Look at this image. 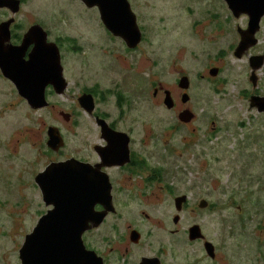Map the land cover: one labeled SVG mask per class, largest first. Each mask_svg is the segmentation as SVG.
Wrapping results in <instances>:
<instances>
[{"label":"rangeland","instance_id":"1","mask_svg":"<svg viewBox=\"0 0 264 264\" xmlns=\"http://www.w3.org/2000/svg\"><path fill=\"white\" fill-rule=\"evenodd\" d=\"M219 1L137 0L146 22L142 30L143 40L137 49L141 57L124 55L118 45L106 42L102 27L99 30L98 45L103 44L109 51L112 48L116 50V56L112 57L113 68L126 75L127 83L132 82L136 76L148 83L150 100L146 109L147 116L156 120V124L136 129L135 139L145 137L147 151L156 152V158H162L163 164L172 168L168 179L177 191L188 188L195 209V212L182 208L178 211L175 201L170 200L163 190H159L156 192V200H148L142 207L131 206L127 208L126 214L148 213L161 221L164 230L169 227L168 218L178 219L173 228V238L178 240L179 251L183 256L198 253V245L190 243L187 233L188 229L197 225L201 227L202 233L222 243V247L227 250L234 247L229 245L230 242H245L242 236L235 235H244L243 239L255 237L251 253L260 254L262 259L264 244L256 245V240L264 241V108L259 111L257 106L253 107L257 101L251 99L264 98V39L256 41L251 47L259 44L263 57H243L248 51L241 58L230 56V51L227 57H214L220 47L231 46L234 34L249 28V20L240 15L235 23L228 26L227 36L212 43V35L207 37V33L214 27V23L209 19L207 11L209 9L224 15L222 1L225 0ZM230 1L232 4L233 0ZM258 4H264V1H258ZM228 11L232 13L230 9ZM258 28L259 21L251 26L255 34ZM121 30L127 33L131 31L129 26ZM98 45L96 51L89 49L94 55L92 59H95L91 61L93 70L90 73L79 68L76 57L72 59L75 68L68 72L69 82L81 78H99L102 75L97 72V67L99 65L101 69L103 62L96 58L107 56L98 50ZM104 53L108 54L107 51ZM1 55L6 62H15L14 50L13 56ZM250 59L253 66L259 65V68L252 70ZM218 67L222 70L221 76L214 73ZM111 76L116 78V73ZM174 79L178 80L179 86L180 81L186 79L187 87L180 86L181 90H177ZM156 83L161 84V101L166 98L163 91L164 94L168 91L171 97L169 90L165 89H170L176 98L179 93L190 90L193 97L191 104L179 105L176 113L183 112L174 115L162 107L159 101L151 99V89ZM253 85L256 87L253 88ZM71 87L73 85L69 83ZM254 92L263 93V96H255ZM182 97L184 99V95ZM61 98L62 101L68 100L65 96ZM186 108H190L189 111ZM58 109L69 111L66 106ZM43 113H35L33 117L39 120ZM29 116V112L18 105L12 85H5L0 78V233L9 231L8 237L0 235V264H18V245L15 243L22 240L23 234L31 229L35 219H40L38 213L45 209L40 192L33 189L31 183L33 175L38 172L34 164L42 168L48 161L39 156L37 150L35 156L31 150L23 147L22 152L13 154L19 141L29 139L25 129L29 126ZM179 116L186 123L184 129L175 126ZM61 126L66 137L75 141L78 136L74 129H68L69 125L64 123ZM84 126L86 128L79 133V137L91 129L90 139L95 142L96 133L92 125L85 123ZM175 128L180 131H174ZM35 132L38 144L42 133L40 122L35 126ZM3 141H6L5 146ZM32 160L35 163L27 165V161ZM203 201L208 205L200 207ZM181 203L179 201V205ZM192 248H196V252ZM249 248L248 245L247 250Z\"/></svg>","mask_w":264,"mask_h":264},{"label":"flooded vegetation","instance_id":"2","mask_svg":"<svg viewBox=\"0 0 264 264\" xmlns=\"http://www.w3.org/2000/svg\"><path fill=\"white\" fill-rule=\"evenodd\" d=\"M10 1L9 7H0V27L9 22L7 28L9 41L5 45L11 46L12 49L20 48L24 37L31 31L29 38L31 41L28 46L22 50L16 49L14 51L16 52L15 63H19L17 66L18 74L34 81L33 87L22 79L16 78L17 83H15L4 77L0 70V78L4 84L12 85L18 105H21L30 114L29 126L25 128L29 139L19 141L17 150L14 153L11 151V153L19 154L23 147L31 150L36 156L37 150L38 155L44 157L48 163L46 162L41 168L32 160L27 161V165L32 166L35 163L34 166L37 167L38 172L41 169L45 170L50 164L77 161L81 166L78 167L79 172H77L81 181L92 186L98 184V188L94 187L93 191L95 192L91 194L95 199L100 197V191L105 192L106 178L110 184L112 211H109L110 213L98 226L89 224V228L82 235L84 251L93 252L98 259L93 258L88 264H181L180 261L182 264H264V254L260 259V254L253 255L251 253L253 252L252 245L255 237L243 239L244 235H235L237 237L242 236V240L245 242H230L229 245L234 247L227 250L222 247V243H217L211 240L205 232L202 233L200 227L203 238L190 241V243L198 245V253L192 256L186 254L183 256L179 251L178 240L173 238L175 235L173 228L178 219L168 218L169 227L164 230L161 228V221L148 213L144 212L141 215L126 214L127 208L131 206L142 207L147 204L148 200H156V192L159 190H163L168 198L175 203L176 200L182 201V210L195 212L191 203L192 194L188 188L177 191L176 186L168 179L172 168H167L163 164L162 158L158 160L156 152L149 153L147 151L148 146L145 137L135 139L136 129L139 130L141 126L156 124V120L147 116L146 109L150 100L147 80L136 76L132 82L127 83L126 75L113 68L112 57L116 56L114 54L116 50L112 48L109 51L103 44L98 45L100 42L99 30L102 27L107 43L118 45L119 51H123L124 55H140V50L137 51V49L142 43V30L146 22L138 8L137 0H118L120 5L113 6L115 10L110 16L117 27L127 28L129 26L131 28V17L126 7L128 6L126 4H129V9L134 14L137 27L142 35L141 42L135 48H130L122 37L109 31L102 22L99 7L96 5L88 6L84 0ZM15 2L18 5L14 12L13 9H16ZM222 4L224 15L209 9L207 11L209 19L214 23V27L207 33V37L212 35L210 39L212 43H217L220 39L225 38L228 26L237 20L233 12L228 11L227 2L222 1ZM242 17L248 19L246 15H242ZM202 22L200 21V23ZM258 29L256 34L254 33L255 37L250 36L249 28L241 29L240 33L233 35L231 46L228 48L226 46L220 47L214 53V57H227L228 51H230V56L233 55L234 57L235 49L243 33L248 32L244 37L251 38L254 44L256 41L264 39V16L259 19ZM97 45L98 50L107 56L96 58L103 62L101 69L99 65L97 67V72L102 75L99 78H81L75 82H69L68 72L75 68L72 60H75L74 57L77 58L79 68L83 72L90 73L93 70L91 61L95 59H92L94 55L89 49L96 51ZM259 48V44H257L249 49L243 57H263ZM104 51H107L108 54ZM20 53H23V57H19ZM32 53L42 57H30ZM257 53L258 55L254 56ZM0 58L4 59L5 57ZM214 71L216 75L221 76L222 70L219 67ZM114 73H116V78L111 76ZM202 77L203 75L200 76V78ZM41 82L43 83L41 84ZM69 83L73 87L69 88ZM39 84L41 86L35 92V87ZM160 86V83L154 84L151 89V99L159 101L162 107L174 115L183 112L182 110L176 113L179 105L191 104L193 97L190 90L179 93L176 98L170 89H165V91L169 90L172 100V107L167 108L164 99L161 101ZM174 87L181 90L177 79H174ZM254 87L256 85H253ZM41 91L44 95L43 103L45 102L41 108H36L35 104L32 105L21 96L22 93L35 92L38 94ZM164 93L163 91V95H165ZM254 94L255 96H263V93L254 92ZM62 96L67 97L68 100L62 101ZM63 106H66L69 111L58 109ZM189 109L186 108L187 111ZM39 112L44 113L37 120L33 114ZM189 114L191 113L189 112ZM39 122L42 133L40 134L41 142L37 144L35 126L39 125ZM62 123L69 125V127L67 126L68 129H74V133L78 136L75 141H70L66 137L62 130ZM85 123H90L94 128L95 142L90 139L92 136L91 129L83 133V137H79V133H82L86 128ZM176 123V127L183 129L186 124L179 118ZM49 127L55 130H52L55 132L54 142L49 138ZM174 131L179 132L180 129L175 128ZM5 144L6 141H3L4 146ZM18 156L20 158V155ZM37 173L32 177L31 186L41 195L35 179ZM54 179L59 180L60 178L54 177ZM83 189L82 186L81 190L83 191ZM180 191L183 192L180 194ZM47 193V200L50 204L46 206L43 202L45 209L38 213V217L53 209L52 203L55 195L49 187H47ZM205 203L208 205L206 201ZM103 210L104 208L100 204H96L94 207L95 212ZM38 221L39 219H35L31 229L23 234L22 240L15 243L18 245L16 251L18 264H22L19 251L23 246L25 237L34 230L33 228L36 227ZM187 233L189 236V229ZM0 235L8 237L9 231H2ZM256 243V245H263L264 241L257 239ZM207 244L210 247H207ZM247 244L250 246L248 250ZM196 248L191 250L196 252ZM244 257L246 259H243ZM79 260L81 261V259Z\"/></svg>","mask_w":264,"mask_h":264},{"label":"water","instance_id":"3","mask_svg":"<svg viewBox=\"0 0 264 264\" xmlns=\"http://www.w3.org/2000/svg\"><path fill=\"white\" fill-rule=\"evenodd\" d=\"M88 6H98L100 9L102 22L105 27L112 33L118 34L122 37L126 44L130 48H135L140 42V33L136 24L135 16L129 9V4L126 6L131 17V34L127 33L121 28L117 27L114 20L110 17L111 13L115 10L114 7L120 5L116 0H84ZM229 6V9L233 12L235 17L240 15H246L249 19V29L251 30L252 24L259 21L261 16L264 15V4H258V1L264 0H233L231 4L230 0H225ZM11 3L10 0H0V7L8 6ZM17 10L18 3L15 2ZM114 6V7H113ZM237 7L239 11L237 10ZM262 9V10H261ZM261 10V11H259ZM9 22L3 24L0 27V57L13 56V50H22L28 46L31 39V31L24 37L23 43L20 48H13L6 46L5 43L9 41L8 33ZM255 31L251 30L250 36L254 35ZM247 33H243L242 38L235 49L234 57L241 58L252 46L254 42L247 40L248 37H244ZM16 57V56H15ZM19 57H23V53H20ZM30 57H42L40 55L35 56L33 53ZM253 60V59H252ZM18 62L9 61L6 62L0 58V70L4 77L17 83L15 80L22 79L26 83L33 87L34 81L21 76L17 72ZM250 67L252 70L259 68L254 67L250 59ZM216 74V72L214 71ZM43 82H41L42 84ZM255 83V82H253ZM39 84L35 87L41 86ZM181 87H187L186 79L180 81ZM30 93L21 96L27 99L32 105H36V108L44 106V95L42 91L38 94ZM166 98L164 104L167 108L172 107V100L168 91L166 92ZM257 101L253 103V107H256L259 111H263L262 103L264 104V98L253 97L251 101ZM189 114V113H188ZM191 115V114H189ZM192 116V115H191ZM190 116V117H191ZM179 119L183 121L182 116ZM54 128H50L48 135L54 142L55 132H52ZM55 131V130H53ZM51 143H49L50 145ZM52 145V144H51ZM55 148V147H53ZM78 167H81L77 161H68L54 163L48 166L43 172H41L35 179L39 185L43 202L47 206L50 204L47 200V187L51 188L54 196L53 209L48 211L45 215L40 217L34 230L25 237L22 248L19 251L20 261L22 264H88L93 258L98 260L93 252L84 251L82 244V235L89 228V224L98 226L102 223L106 214L112 211L111 197H110V184L106 178L105 192L100 191V197L96 198L91 196L94 187L98 188L96 183L94 186L87 182H82L78 177ZM54 177L60 178L55 180ZM102 180L104 178H101ZM48 183V186H47ZM84 187L83 191L81 190ZM96 204L103 206L104 210L95 212L94 207ZM207 206L206 203L200 204V207ZM176 209L179 211L182 206L179 205V200L175 203ZM177 218V217H176ZM189 240H195L203 238L201 229L199 226H193L189 229ZM207 247H210L207 244ZM81 259V261L79 260Z\"/></svg>","mask_w":264,"mask_h":264},{"label":"bare ground","instance_id":"4","mask_svg":"<svg viewBox=\"0 0 264 264\" xmlns=\"http://www.w3.org/2000/svg\"><path fill=\"white\" fill-rule=\"evenodd\" d=\"M118 1V0H117ZM132 31V30H131ZM131 31L129 32V34H131ZM139 33H140V37L142 38V35H141V32H140V30H139ZM140 42H141V39H140ZM139 42V43H140Z\"/></svg>","mask_w":264,"mask_h":264},{"label":"clouds","instance_id":"5","mask_svg":"<svg viewBox=\"0 0 264 264\" xmlns=\"http://www.w3.org/2000/svg\"><path fill=\"white\" fill-rule=\"evenodd\" d=\"M42 217V216H41Z\"/></svg>","mask_w":264,"mask_h":264}]
</instances>
